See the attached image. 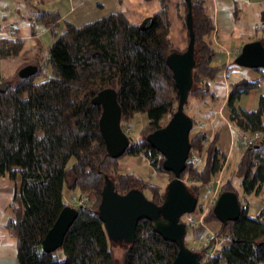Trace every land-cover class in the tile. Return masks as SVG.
I'll return each instance as SVG.
<instances>
[{
  "label": "trees",
  "instance_id": "trees-1",
  "mask_svg": "<svg viewBox=\"0 0 264 264\" xmlns=\"http://www.w3.org/2000/svg\"><path fill=\"white\" fill-rule=\"evenodd\" d=\"M160 1V10L147 16L142 25L130 22L117 10L80 24L64 20L60 33L57 11H37L35 17L50 29L54 40L46 55L38 51L19 65L13 82L0 88V176L7 174L12 180H20L11 202L14 216L6 221L16 238L15 264H170L176 256V243L163 238L154 221L141 219L134 240L124 247L118 262L113 241L97 213L106 178L113 181L114 190L120 194L130 189L144 193L147 188L150 196L144 195L148 199L158 205L163 201L164 192L147 184L144 178L120 172L118 160L126 153L142 154L154 168L173 177L163 168V156L146 139L149 133L164 126L165 116L177 109L179 92L166 57L186 48L180 49L172 42L168 0ZM190 1L194 64L184 111L189 96L210 91V81L221 70L210 66L215 49L204 38L214 28L212 13L205 0ZM183 3L184 13L178 10L177 16L184 17L182 24L189 40L188 5L186 0ZM257 40L264 45V37ZM22 46L23 39L18 36H0V57L15 56ZM30 63L37 66L35 74L20 76L19 69ZM255 70L261 71L264 78V69ZM258 84V79L247 78L232 82L225 102L228 120L250 133L264 132V92L253 109L240 108L237 101ZM105 88L116 91L123 129L138 115L147 117L134 144L118 158L107 153L98 125L101 105L92 102ZM218 136L219 132L205 147L201 169L187 160L182 180L187 175L206 183L220 169ZM204 139L200 129L189 137V156L201 151ZM236 171L244 195L264 196V137L244 147ZM73 189L92 193L94 198L77 206V215L61 247L46 252L42 239L68 204L64 191ZM187 189L198 198L195 190L188 186ZM225 190L238 195L232 182L221 187V191ZM240 205L236 220L220 221L216 236L225 238L223 244L212 253L208 246L193 250L200 256V264H264V204L254 217L248 214L247 205ZM209 214L206 220L219 221L212 209Z\"/></svg>",
  "mask_w": 264,
  "mask_h": 264
},
{
  "label": "water",
  "instance_id": "water-1",
  "mask_svg": "<svg viewBox=\"0 0 264 264\" xmlns=\"http://www.w3.org/2000/svg\"><path fill=\"white\" fill-rule=\"evenodd\" d=\"M187 28L189 40L184 51H173L166 57L179 92L177 109L164 126L146 136L147 141L163 156V168L173 177L168 181L164 198L160 205L148 199L139 189H130L124 194L114 190L113 181L105 179L97 213L103 222L110 241L126 244L134 240L136 225L141 219L154 221L156 230L166 240L176 243L178 250L170 264H200V256L185 245L186 223L181 221L184 214L192 213L197 206V197L191 194L181 178L190 151L189 133L193 127L192 118L184 111V103L191 87V70L194 64V34L191 29V1L186 0ZM144 18L140 25L144 24ZM235 64L247 68L264 69V45L259 40L244 43L234 59ZM37 70L34 64L21 67L22 77L33 76ZM0 83V88L7 85ZM92 102L101 105L98 120L100 134L107 153L120 157L133 144V138L121 126V108L116 91L112 88L100 90ZM81 206V205H79ZM216 218L221 221L236 220L241 211L235 191H221L212 208ZM77 215V207L65 205L59 212L51 228L42 239V248L53 252L62 245L65 233Z\"/></svg>",
  "mask_w": 264,
  "mask_h": 264
},
{
  "label": "crops",
  "instance_id": "crops-1",
  "mask_svg": "<svg viewBox=\"0 0 264 264\" xmlns=\"http://www.w3.org/2000/svg\"><path fill=\"white\" fill-rule=\"evenodd\" d=\"M213 1L212 16L217 35L221 41L215 50L216 55L210 65L221 67L227 62L231 63L232 74L230 75L232 78L229 80V76L228 78L223 76L220 70L215 78L210 81V89L215 93L218 90H223L224 100L228 90V81L232 83L242 78L252 81L258 79V86L248 94H243L237 101L238 107L246 110L253 109L257 105L259 95L264 92V78H261V71L239 65L233 66L232 64L244 43L262 37L259 36V33L264 31V20L261 15V12L264 11V0ZM174 2L175 0L166 2L171 22L170 36L174 45L181 49L184 46L179 45V43L185 42L184 33H181V24L175 12ZM161 7L160 0H0V29L3 30V27L9 23L8 29L14 28L16 36L23 39L22 49L17 55L9 58L0 57V83L3 81L13 82L15 80L12 78L13 74L18 70L19 65L32 59L38 51L45 54L53 42L54 36L50 29L35 17L38 10L57 11L60 14L57 27V31L60 33L64 29V20L80 24L109 12L120 10L130 22L140 23L147 16L160 10ZM241 12L250 13V23H254L253 26L252 24H240ZM172 31L176 33L174 37ZM208 110L210 112L206 110L202 114H206L204 116L208 120L209 131L200 130L206 134L210 133V136L214 132H219L217 146L221 153L226 154L225 158L228 160L234 150L233 145L237 142L236 133L231 130L232 128L224 116L218 117L217 113L214 112L215 110ZM144 160L147 161L145 158ZM149 174L152 176L153 172ZM19 181V177L12 180L7 174L0 176V264H15L16 261V238L7 228L6 221L9 217L14 216L11 202L15 190L19 186ZM215 190L216 188H214V192ZM67 192L71 194L78 192V190L64 191L63 198L66 203L70 199L66 194ZM238 194L240 200L244 194L240 191ZM248 196L244 195V198L248 200Z\"/></svg>",
  "mask_w": 264,
  "mask_h": 264
},
{
  "label": "rangeland",
  "instance_id": "rangeland-1",
  "mask_svg": "<svg viewBox=\"0 0 264 264\" xmlns=\"http://www.w3.org/2000/svg\"><path fill=\"white\" fill-rule=\"evenodd\" d=\"M195 1H202V0H195ZM205 3L208 7L207 8L208 11L212 13L214 1L205 0ZM174 4H175L176 14L178 10H179V13L183 12V7H184L183 0H175ZM183 18L184 17L182 15L178 17L180 24H181V31H182L181 33L182 34L184 33L183 39L185 40L184 42L185 44L181 42L179 43V45L181 44V46H184L185 48L187 46L188 36H187V30L182 24ZM262 19L264 20V14L262 15ZM239 22L240 24L242 23L245 25L252 24V26L254 24V23H250V13L249 12H241ZM8 27H9V23L8 25H6V27L5 26L3 27L4 28L3 30L0 29V35L6 36V37H12V38L16 37V31L14 30V28L8 29ZM9 30L12 31V35L5 34V33H8V34L11 33ZM175 34L176 33L172 31L173 37L175 36ZM259 36L263 37L264 31L262 33H259ZM204 38L209 42L211 41L214 49L215 50L217 49L221 40L219 36L217 35L215 24H214L213 30H211L209 34L205 35ZM184 48H181V49H184ZM43 55H46V53ZM215 55H216V52H215ZM226 64L229 65L230 72L227 74H224ZM232 65L237 66L234 60H233ZM221 67H222L221 68L222 75L226 76L227 78L229 76V80H230L232 78L231 77L232 75H230L232 74L231 63L227 62L223 64V66ZM230 84L231 82L228 81V85H227L228 89L230 87ZM226 92L227 93H225L224 100H223V96H224L223 90H218L217 93H215V91L210 89V91H207L205 95L203 94L197 95L196 93H194L191 96H189L188 102L185 108V111L188 113L190 117H192L193 123H194V126L192 127L189 133V137L193 136L195 134V131L199 129H204L206 131H209L208 130V120L204 116L206 114H202L206 110L209 111L208 109H213L211 111L215 110L214 112L217 113L218 117L224 116L226 118L228 125H230V128H232L231 130L235 131L236 133L237 142L233 145L234 150L232 151V154L228 158V160H226L225 158L226 154L221 153L217 146V149L219 151V159H220L221 166H220V169L212 176L210 181L203 183L200 180L190 179L187 177V175L183 176L184 183L189 188L195 190L196 194L198 195L197 206L195 210L192 213L184 214L181 217V221L186 223V233L184 237L185 245L192 250H200L201 248L208 246V249L210 248L209 250L211 251V253L217 247H219L221 244L225 242V238L223 236H220V237L216 236V233L220 230V221H217L214 219L206 220L205 218L210 216L209 213H211V209L214 206V203L223 185L230 184V182H232L235 185V187H237L238 191L242 192V189L240 187V177L237 174L236 167H237V163H238L241 151L244 149L245 146H247V144H242L240 142L241 140L239 138L240 133L243 132V135H246L247 138L254 137V138H250L253 141L252 143H255L257 140H260L264 137V132L262 131L261 132L255 131V132L250 133V132L241 130L234 123L228 120V117H227L228 110H227L226 103H225L228 90ZM169 117L170 115H167L163 118L162 123L164 125L169 119ZM263 119H264V115H263ZM146 122H147V117L145 114L138 115L134 120L131 121V123L125 125V126H129V128L131 129L130 134L128 135L131 136L133 139H136L139 134V130L141 129V127H143L146 124ZM123 130L125 132V128ZM204 134H205V139L202 142L203 145H202L201 151H197V150L196 152L193 151L194 153L197 154L198 157L196 156V159L193 161L189 159L192 162H194V164L196 165L195 167L198 169L202 168L205 147L208 145V143L212 139L213 135L216 134V132H214V134L211 136H210V133H207V134L204 133ZM194 153H191L189 158L192 157ZM144 158L142 154H139V156L130 155L128 153L122 155L118 160L120 172L134 173L136 175H139L142 178H144L147 184L154 185L156 188L159 189L160 192H164L166 190V184L171 178V174L164 172V171L157 170L149 163V161L146 158L145 159L147 161H145ZM150 172H153L152 176L149 174ZM214 188H216L215 192H214ZM213 192H214V195H212ZM144 193L146 194V196H150L149 195L150 193L147 188L144 189ZM66 194L67 196H69V198H71V196L72 197L73 196L75 197L84 196L87 198V201H89L91 198L92 199L94 198L92 193H89V194L80 193L79 191L76 193H71V194L70 192H67ZM240 202L242 205L248 206V213L250 214V216L254 217L259 212V210L264 204V196L262 194H257V195L252 194V195H249L248 200H246V198H244V195H242ZM67 205H70L73 207L79 206V205L72 203L70 199L68 200ZM111 243H112V247L114 251V257L119 262L121 260L123 249L128 244H126L125 242H121V241H116V242H111Z\"/></svg>",
  "mask_w": 264,
  "mask_h": 264
},
{
  "label": "built area",
  "instance_id": "built-area-1",
  "mask_svg": "<svg viewBox=\"0 0 264 264\" xmlns=\"http://www.w3.org/2000/svg\"><path fill=\"white\" fill-rule=\"evenodd\" d=\"M10 31V30H9ZM11 33H5L6 35H12V31H10ZM230 72V67H229V65H227L226 64V67H225V70H224V74H227V73H229ZM125 132L127 133V134H130V128L129 127H126L125 128ZM241 140H240V142L242 143V144H247V145H250V144H252V139H250V138H254V137H249V138H247V136L246 135H243V132L242 133H240V137H239ZM196 156H197V154L196 153H194V155L192 156V157H190V158H188V159H191L192 161L193 160H195L196 159ZM198 157V156H197ZM70 201L72 202V203H74V204H76V205H83L84 203H86L87 202V198L86 197H84V196H79V197H75V196H71V198H70Z\"/></svg>",
  "mask_w": 264,
  "mask_h": 264
}]
</instances>
